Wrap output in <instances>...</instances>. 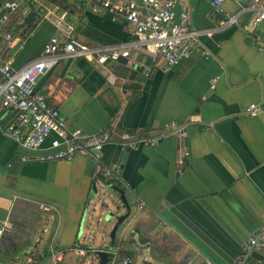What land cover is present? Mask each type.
Masks as SVG:
<instances>
[{"label":"crops","instance_id":"crops-1","mask_svg":"<svg viewBox=\"0 0 264 264\" xmlns=\"http://www.w3.org/2000/svg\"><path fill=\"white\" fill-rule=\"evenodd\" d=\"M4 1L0 54L12 58L14 68L37 58L50 36L66 29L91 46L135 39L133 25L113 19L100 0H15L14 11L4 10ZM249 5L250 0H224L226 12H240V27L219 28L210 0H178L175 11L186 8L190 27L203 32L191 60L169 66L147 50L131 49L135 53L126 64L66 58L40 76L35 90L46 94L69 128L158 138L156 145L136 149L104 145L101 166H119L118 179L106 180L87 156L33 160L36 154L9 134L17 109L0 103V216L6 212L0 264H52L54 233L57 247L99 249L91 208L84 215L83 206L92 183L100 188L107 182L122 186L133 200L142 243L118 239L113 247L132 264H263L247 249L254 236L262 243L255 250L264 255V111L244 112L250 103L264 108V52L253 40L256 36L264 45V18L253 36L247 35L243 26L260 12ZM257 6L264 7V0ZM24 16L32 25L25 30ZM6 34L13 36L9 44ZM171 120L185 126L183 136L161 134ZM184 151L186 163L180 166ZM14 194L51 202L58 215L21 204L10 209ZM140 201L145 206L137 210ZM92 255L91 263L98 264ZM19 256L26 257L24 263L17 262ZM43 256L48 261L41 263Z\"/></svg>","mask_w":264,"mask_h":264},{"label":"built area","instance_id":"built-area-1","mask_svg":"<svg viewBox=\"0 0 264 264\" xmlns=\"http://www.w3.org/2000/svg\"><path fill=\"white\" fill-rule=\"evenodd\" d=\"M223 1L210 0L218 16V27H240V12H226L222 7ZM177 2L178 0H125L123 4H112V0H100L101 7L109 10L113 19L123 18L133 25L135 39L125 44L91 46L73 37L71 30L66 29L61 36H50L42 53L21 67L14 68L13 59L0 54V103L2 107L15 108L19 113L17 124L12 123L8 126L11 138L23 148L34 152L36 155L33 160L38 162L71 160L75 156H87L106 180L118 179L121 175L119 166H101L104 145L113 143L136 149L140 146H154L158 138L133 135L128 131L117 134L112 129L86 134L79 128H69L61 113L49 105L46 94L37 92L35 86L40 76L66 58H86L103 65L108 61L128 58L131 49H142L147 50L153 57L162 58L169 66L191 60L198 50L199 38L203 32L190 27L186 8L175 11ZM258 2L260 0H250L248 7L252 10H260L254 19L243 26L249 36H253L254 29L264 18V7L257 6ZM17 7L18 3L15 0H6L2 3L4 10L14 11ZM12 37L11 34L5 35L8 44ZM253 40L259 50L264 52V45L260 39L253 36ZM142 71L145 76L150 73L148 67L144 70L142 68ZM111 77L113 78L110 76V79ZM211 87L213 88L214 85ZM263 111L264 108L256 103H250L244 109L248 116H257ZM164 128L162 135L183 136L185 132V126L174 120L164 124ZM187 155L188 152L184 151L177 159L180 166L186 163ZM21 160L29 159L21 157ZM17 204L58 215L57 207L45 200L14 194L11 196L9 208L12 209ZM144 206L145 202L140 201L136 208L141 210ZM59 224L58 220L56 225ZM5 227V219L0 220V239ZM260 246L262 243L252 236L248 241L247 249H256ZM97 251L98 249L93 247H57L55 233L49 245L52 264L66 262L70 256L77 257L81 262L79 259H86L88 254L96 255ZM106 264H132V259L128 255L120 256L118 249L113 248L109 250V260ZM204 264L213 263L206 261ZM235 264L246 263L238 260Z\"/></svg>","mask_w":264,"mask_h":264},{"label":"water","instance_id":"water-1","mask_svg":"<svg viewBox=\"0 0 264 264\" xmlns=\"http://www.w3.org/2000/svg\"><path fill=\"white\" fill-rule=\"evenodd\" d=\"M134 53L132 51L130 55L132 56ZM142 58L143 54L141 52L136 53L138 62H141ZM119 60H123V64L127 63V58H120ZM89 208H91V222L94 221L96 224L95 229L100 234L99 241L101 240L100 245H102L96 253L99 259L98 264L107 263L109 250L113 249L118 239L127 245H133V242L137 245L142 243L143 234L141 228L137 225L138 219L135 215L133 200L122 186L107 182L100 183V188H98L95 183H92L90 192L84 202V215ZM5 214L6 212H3L0 220L4 219ZM92 214H95L96 218L92 217ZM107 240H109V243L106 242ZM248 256L264 264V255L258 253L255 249L249 250Z\"/></svg>","mask_w":264,"mask_h":264},{"label":"rangeland","instance_id":"rangeland-1","mask_svg":"<svg viewBox=\"0 0 264 264\" xmlns=\"http://www.w3.org/2000/svg\"><path fill=\"white\" fill-rule=\"evenodd\" d=\"M6 243V242H5ZM92 258H93V255L92 254H89L88 256H87V258L86 259H84V260H81V259H79L81 262H79L78 260H77V257H74V256H70L69 258H67V260H66V262L64 263H61V264H92L91 263V261H92ZM17 259V262H19V263H24L25 262V260H26V257H24V256H19V257H17L16 258ZM48 261V257L47 256H43V258H42V260H41V263H43V262H47Z\"/></svg>","mask_w":264,"mask_h":264},{"label":"trees","instance_id":"trees-1","mask_svg":"<svg viewBox=\"0 0 264 264\" xmlns=\"http://www.w3.org/2000/svg\"><path fill=\"white\" fill-rule=\"evenodd\" d=\"M24 23H23V30H25V28H29V26H32L31 23H30V19L28 16H24Z\"/></svg>","mask_w":264,"mask_h":264}]
</instances>
